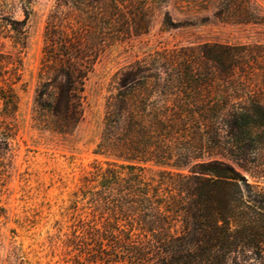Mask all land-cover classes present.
<instances>
[{"label":"trees","instance_id":"16d2710c","mask_svg":"<svg viewBox=\"0 0 264 264\" xmlns=\"http://www.w3.org/2000/svg\"><path fill=\"white\" fill-rule=\"evenodd\" d=\"M56 2L45 27L32 121L71 135L112 21L132 0ZM235 9L234 22L264 24L246 7ZM11 66L0 79L7 113L17 110L14 86L21 78L19 66ZM114 83L92 151L103 161H95L85 187L95 190L92 207L118 233L121 222L130 225L118 239L127 256L100 261L238 264L245 251L261 256L264 187L257 180L264 165L255 157L264 153V47L171 50L158 63L123 67ZM149 166L160 168L156 178L145 177Z\"/></svg>","mask_w":264,"mask_h":264},{"label":"rangeland","instance_id":"374dc122","mask_svg":"<svg viewBox=\"0 0 264 264\" xmlns=\"http://www.w3.org/2000/svg\"><path fill=\"white\" fill-rule=\"evenodd\" d=\"M56 1L0 0V79L12 64L21 74L14 86L17 110L5 112L0 101V264H113L100 260L127 256L118 239L130 223L121 222L118 233L114 221L92 207L95 190L85 186L95 161H103L92 151L106 100L116 92L115 74L135 61L158 63L164 52L184 47H264L263 23L234 22L238 6L264 19V0H132L112 21L71 135L32 121L44 32ZM255 159L264 165V153ZM159 170L149 166L145 177L156 178ZM257 181L264 187V177ZM236 261L264 264V253L245 251Z\"/></svg>","mask_w":264,"mask_h":264}]
</instances>
